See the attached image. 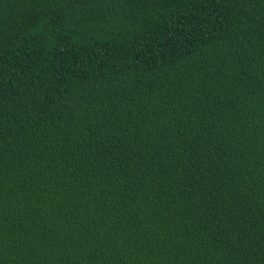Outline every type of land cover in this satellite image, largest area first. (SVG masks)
Returning <instances> with one entry per match:
<instances>
[{
  "label": "trees",
  "instance_id": "16d2710c",
  "mask_svg": "<svg viewBox=\"0 0 264 264\" xmlns=\"http://www.w3.org/2000/svg\"><path fill=\"white\" fill-rule=\"evenodd\" d=\"M0 264H264V0H0Z\"/></svg>",
  "mask_w": 264,
  "mask_h": 264
}]
</instances>
